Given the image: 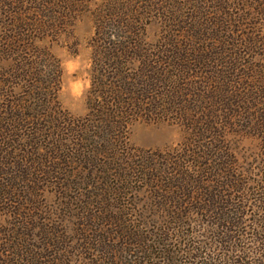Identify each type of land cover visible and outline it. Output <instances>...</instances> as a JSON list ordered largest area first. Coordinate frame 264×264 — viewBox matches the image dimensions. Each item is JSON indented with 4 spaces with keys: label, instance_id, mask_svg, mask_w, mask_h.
<instances>
[{
    "label": "rangeland",
    "instance_id": "rangeland-1",
    "mask_svg": "<svg viewBox=\"0 0 264 264\" xmlns=\"http://www.w3.org/2000/svg\"><path fill=\"white\" fill-rule=\"evenodd\" d=\"M125 1L130 37L171 40L187 56L192 71L171 98L181 108L127 120V160L102 170L47 142L26 159L11 151L0 264H264V15L245 0ZM74 23L30 37L23 54L70 122L87 115L97 40L92 18Z\"/></svg>",
    "mask_w": 264,
    "mask_h": 264
},
{
    "label": "trees",
    "instance_id": "trees-1",
    "mask_svg": "<svg viewBox=\"0 0 264 264\" xmlns=\"http://www.w3.org/2000/svg\"><path fill=\"white\" fill-rule=\"evenodd\" d=\"M245 1L264 15V0ZM95 2L0 0V177L5 174V161L11 151L26 159L24 150L41 148L44 142L50 151L62 154L59 157L64 161L95 165L102 170L105 163L127 160L124 143L127 120H152L159 118L158 113L181 108L171 98L177 97L175 80L178 84L184 74L192 71L185 61L187 56L176 51L171 40L163 38L153 45L143 38H132L135 35L130 37L132 24L126 18L134 10L125 0ZM85 16L92 18L97 30L92 81L86 94L87 115L70 122L53 109V95L50 97L45 88L46 77L40 78L33 73L36 70L31 72L33 65L26 63L23 54L28 51L26 42H30V37L53 40ZM114 37L117 39L111 40ZM173 70L179 74L175 79ZM187 120L190 123L187 128L199 127V118L188 115ZM64 151L69 153L64 154L65 158ZM32 154L33 151H26V155ZM125 171L122 173L127 177ZM176 221L181 229L186 228L182 217ZM181 229L171 231L182 234ZM133 264H144V258Z\"/></svg>",
    "mask_w": 264,
    "mask_h": 264
}]
</instances>
